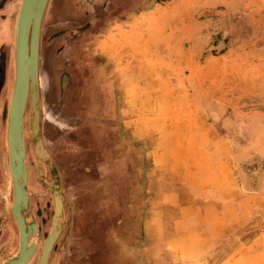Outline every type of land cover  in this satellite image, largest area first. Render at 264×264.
I'll return each instance as SVG.
<instances>
[{"label": "rangeland", "instance_id": "rangeland-1", "mask_svg": "<svg viewBox=\"0 0 264 264\" xmlns=\"http://www.w3.org/2000/svg\"><path fill=\"white\" fill-rule=\"evenodd\" d=\"M2 34L0 25V39ZM146 35L152 37L153 53L142 56L146 50L140 46L131 51L128 41ZM4 37L7 43V34ZM10 49L0 56L4 120L9 104L5 83L13 76ZM38 74V132L55 168L63 206L61 231L47 264H95L94 253L92 257L74 253L77 244L87 239L91 228L101 231L116 225L114 220L107 224L106 218L85 223L80 200L90 189L100 192V182L106 178L100 167V136L91 135L93 128L105 127L99 106L94 109L98 116L91 111L94 84L97 102L103 96L100 80H111L115 107L121 110L111 127L119 125L125 132L132 125L159 123L167 116L175 128L209 131L221 147L225 145L222 152L233 168L240 224L201 264L232 262L237 247L264 228V0H91V5L84 0H49L39 30ZM128 75L136 79L130 86ZM147 82L151 88L145 90ZM24 126L28 204L38 228L39 250L29 264H38L52 229L54 203L38 174L27 123ZM6 157H0V198L4 206L8 199L10 207ZM39 169L50 182L43 162ZM5 214L10 217L9 211ZM1 228L0 236L7 238L5 223ZM17 246L13 227L10 241L0 245V260ZM100 246L98 241L99 252Z\"/></svg>", "mask_w": 264, "mask_h": 264}, {"label": "crops", "instance_id": "crops-1", "mask_svg": "<svg viewBox=\"0 0 264 264\" xmlns=\"http://www.w3.org/2000/svg\"><path fill=\"white\" fill-rule=\"evenodd\" d=\"M18 1L0 0L3 31L0 56L12 47V27ZM152 41V37L146 35L132 39L128 44L131 51L134 46H140L146 50L144 53L141 50L142 56H150ZM12 58L11 48L9 66ZM130 70L132 73L137 71L132 66ZM100 78H103L102 72ZM135 80L134 75L126 78L128 86ZM97 83L101 84L103 96L97 102L94 84L90 92L91 111L97 116L100 112L105 127L93 128L91 135L100 136L101 176L106 178L100 182V192L90 189L89 194L80 200L83 201L85 223L106 218L107 224L114 220L116 225L101 231L91 228L87 239L77 244L74 253L90 254L89 257L94 253L95 264H201L213 257L240 224L233 168L222 152L225 145L221 147L219 140L209 131L181 129L177 125L175 128L173 123L167 122V116L159 118V123L132 125L125 132L119 125L111 127L110 122L121 115V110L115 107L113 84L111 80ZM143 87L150 89L151 82ZM98 106L99 112L94 110ZM121 121L124 123L125 120ZM5 125L0 98V157L7 155ZM3 165L10 201L12 193L5 161ZM113 174L115 181L111 179ZM1 179L0 170V185ZM5 200L6 206L0 198V235L4 233L1 224L5 223L7 238L0 236V245L10 241L13 227L17 245L16 226L8 199ZM6 211H9V218ZM98 241L100 252L95 248ZM235 251V259L228 264H264V228ZM98 255L100 258H96ZM139 255L142 257L138 260Z\"/></svg>", "mask_w": 264, "mask_h": 264}, {"label": "water", "instance_id": "water-1", "mask_svg": "<svg viewBox=\"0 0 264 264\" xmlns=\"http://www.w3.org/2000/svg\"><path fill=\"white\" fill-rule=\"evenodd\" d=\"M47 1L19 0L14 15L11 42L13 51V84L7 113L5 112V135L7 142V168L10 173L12 187L10 212L17 227L18 246L16 251L0 264H26L34 252V243L37 239L35 234L36 225L29 208L25 187V145L22 132V116L28 87L31 103L33 100L34 105L36 104L37 107V109H34L31 125L33 132H29L30 137L28 139L36 158L38 174L48 187L51 197L54 200L57 197L62 204V194L57 174L53 163L45 153L38 132V113L40 109L39 88L37 86L38 43L40 24ZM84 2L91 5V0H84ZM40 162H43L46 166L50 175V182H47L42 177L39 169ZM29 238L32 239L33 244H28Z\"/></svg>", "mask_w": 264, "mask_h": 264}, {"label": "bare ground", "instance_id": "bare-ground-1", "mask_svg": "<svg viewBox=\"0 0 264 264\" xmlns=\"http://www.w3.org/2000/svg\"><path fill=\"white\" fill-rule=\"evenodd\" d=\"M48 1H47V3H48ZM46 6H47V4H46ZM45 9H46V7H45ZM44 12H45V10H44ZM11 68L13 70V58H12V67ZM39 79L40 78H39V74H38V70H37V86H38V88L40 90V80ZM6 84H7V89H6L5 95L7 96L8 93H9V98L8 99H10V94H11V89H12V84H13V76H12V81L9 79L6 82ZM34 109H37V107H36V104L34 105L33 100H32V103H31L30 90H29V87H28V89H27V97H26V102H25V107H24V112H23V116H22V132H23V140H24V145L25 146H26V144H25V141H26L25 140V138H26L25 135H26V133H24L25 132L24 123L25 124L27 123V132H28V135H29V132L30 133L33 132V129H32L31 125H32L33 117H34ZM27 110H28V117H26ZM39 118H40V109H39V113H38V121H39ZM38 126H39V122H38ZM5 127H6V125H5ZM5 143H6V150H7L6 135H5ZM25 157H26V147H25ZM5 165L7 166V157H6ZM24 168H25V187H26L27 198H28V188H27L28 181H27L26 160H25ZM6 169H7V175H8V184L11 186L10 173H9L8 168H6ZM11 189H12V187H11ZM28 200H29V198H28ZM53 203H54V213H53L52 229H51L50 233L48 234V236L46 237V239H45V241H44V243L42 245V248L40 250V254H39V257H38V264H47L48 263L49 254H50V252L52 250V247H53L54 243L56 242V240H57V238L59 236V233L61 231L60 217H61L62 212H63L62 204L60 203V201H59V199L57 197H56L55 200L53 199ZM35 225H36V223H35ZM35 234L37 235V239H36V241L34 243L35 244V249H34V252H33L30 260H28L26 264H29L31 262V260L35 258L34 255L39 253V252L36 253V251L38 250V228H37V225H36V233ZM35 234H33V235H35ZM30 238H31V236H30ZM30 238L28 240V244H30V243L33 244L32 239H30ZM39 260H40V263H39Z\"/></svg>", "mask_w": 264, "mask_h": 264}]
</instances>
